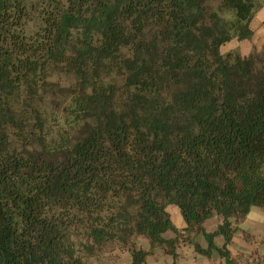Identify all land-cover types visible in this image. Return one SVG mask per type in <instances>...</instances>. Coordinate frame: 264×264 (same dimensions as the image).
<instances>
[{"label":"trees","instance_id":"16d2710c","mask_svg":"<svg viewBox=\"0 0 264 264\" xmlns=\"http://www.w3.org/2000/svg\"><path fill=\"white\" fill-rule=\"evenodd\" d=\"M263 7L0 0V264H145L179 238L236 264L234 218L264 209V44L222 48Z\"/></svg>","mask_w":264,"mask_h":264},{"label":"rangeland","instance_id":"374dc122","mask_svg":"<svg viewBox=\"0 0 264 264\" xmlns=\"http://www.w3.org/2000/svg\"><path fill=\"white\" fill-rule=\"evenodd\" d=\"M241 42L242 41L234 39L224 45L222 51L227 53L235 48L242 49V47H240ZM247 42H249V40ZM244 49L245 47L243 46V50ZM65 81L69 82L70 78H65ZM62 98L63 97H60V101H58L62 102ZM167 210L170 213L174 224L182 229L184 227V219L179 208L175 205H169ZM220 222L221 217L214 216L205 222V228L208 231H212ZM233 226L235 230L233 248L236 251L234 258L237 260V264H264V210L259 206H254L250 213L244 216H236L234 218ZM166 235L169 238L172 237V233H167ZM201 237L198 236L197 239L200 241ZM141 242L142 238L138 241L139 246H141ZM176 248L179 251L177 260L179 259L183 263L192 260H194V262L208 260L211 261L212 264H222L224 262L223 259L217 256L213 257V259H208L203 255H196V252L192 247L185 244L183 239H180ZM128 258V252H122L120 249H116L111 252L108 251L99 257L90 258L88 264H129Z\"/></svg>","mask_w":264,"mask_h":264},{"label":"crops","instance_id":"0c3cea01","mask_svg":"<svg viewBox=\"0 0 264 264\" xmlns=\"http://www.w3.org/2000/svg\"><path fill=\"white\" fill-rule=\"evenodd\" d=\"M251 26L254 30V36L252 38V40L249 42H247L248 40H243L241 42V45L240 47H242V49L240 50L242 54L246 55V54H249L254 48L257 49V50H261L263 44H264V7L262 9H260L255 17L253 18L252 20V23H251ZM248 43V44H247ZM256 45V47H255ZM243 46L245 47V49L243 50ZM254 207V206H253ZM252 207V208H253ZM168 208V207H167ZM263 209V208H262ZM252 210V209H251ZM264 210V209H263ZM250 213V212H249ZM213 218V217H212ZM184 219V218H183ZM209 220V219H208ZM207 220V221H208ZM206 221V222H207ZM221 222H222V219H221ZM220 222V223H221ZM184 227L182 229H180L183 233H185L183 231V229L185 228L186 226V223L184 221ZM205 226V224H204ZM217 228V227H216ZM215 228V229H216ZM206 229V228H205ZM214 229V230H215ZM208 231V230H207ZM213 231V230H212ZM209 232V231H208ZM167 234V233H166ZM165 234V237H167V235ZM198 236H202L201 237V240L199 241L197 239ZM142 238V242H141V247L144 249V250H150L151 249V244H150V241L149 239H147L146 237H141ZM169 238V237H167ZM180 239L182 238H179L178 242L180 241ZM198 242L203 248H207L208 244L206 242V239L204 238L203 234H198L196 232L194 233H191V240H193ZM217 243L220 245L223 243V238L221 236H218L217 237ZM233 241H234V237H233ZM233 241L232 243L229 245V248L231 250V253H232V257L234 258V254H236V251L235 249L233 248ZM177 242V243H178ZM177 243H176V246H177ZM185 244H187L188 246H191L192 249L196 252V255H203L205 257H207L208 259H213V257L217 256L221 259L224 260V262L222 264H226L225 262V259L223 257H221V255L216 251V250H212L211 251V255L210 256H206L204 254H201L199 253L198 251L195 250L194 246L192 243H190L189 241H185ZM175 252L176 254L179 256V251L177 250V248L175 249ZM178 256L174 257L170 252H169V249L165 246V247H162V246H156L153 248V250L151 251V253L148 254L147 256V259H146V263L145 264H212L211 261H202V262H194V260L192 261H187L185 263H183L182 261H180L179 259L177 260ZM235 259V258H234ZM128 262L129 264H131V256L129 254V258H128ZM236 261V264H237V260L235 259Z\"/></svg>","mask_w":264,"mask_h":264}]
</instances>
